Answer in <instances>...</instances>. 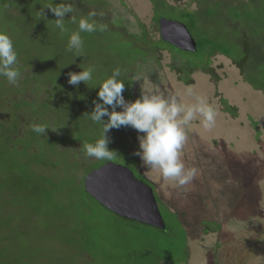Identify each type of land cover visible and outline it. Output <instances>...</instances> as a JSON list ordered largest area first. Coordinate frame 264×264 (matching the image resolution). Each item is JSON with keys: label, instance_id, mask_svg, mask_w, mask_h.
I'll return each mask as SVG.
<instances>
[{"label": "rangeland", "instance_id": "374dc122", "mask_svg": "<svg viewBox=\"0 0 264 264\" xmlns=\"http://www.w3.org/2000/svg\"><path fill=\"white\" fill-rule=\"evenodd\" d=\"M60 1L72 8L63 17L64 30L56 26L58 18L48 8L50 15L46 16L45 11L40 10L33 18L40 24V33L32 30L25 34L14 33L19 51L27 52L28 43L37 46L39 85L50 95L69 94V99L60 105L66 112L72 111L77 120L74 122L76 132L80 130L84 136L95 129L90 114L95 111L96 104H101L108 113H111L109 110H124L122 105H104L98 95L103 81L112 77L116 70L119 75L115 78L124 83L125 105L143 95H160L169 103L174 98L177 104L184 106H195L198 97L206 99L216 110L215 124L205 128L203 117L195 113L193 120L182 125L187 141L181 159L186 169L194 167L197 170L189 184L178 187L176 180L164 178L158 169L144 165L140 155L134 157L132 154L141 151L140 138L145 134L135 128L129 131L130 126L115 130L121 132L119 136L128 134L126 141L132 154L126 151L124 142L115 143L118 149L113 151L117 155L111 162L130 168L139 179L147 181L154 189L164 219L168 223L182 224L186 236L175 237L173 249L183 247L184 255L181 253L177 259L185 260L186 264H264V94L261 92L264 77L253 81L263 86L256 85L260 90H255L243 82V75L232 67V61L219 54L212 59L218 75L224 77L218 83V93L209 74L198 70L190 77L185 76V73L189 74L188 66L180 55L174 59L170 50L152 48L161 34L159 23L153 20L150 0H20L27 11L40 8L36 2L47 8L48 5H60ZM169 1L181 7H197L190 0ZM91 12L95 15L89 16ZM84 17L96 25V31L80 32L82 47L70 48V36L79 31V21ZM27 19L26 16V23L32 26V19ZM10 21L7 17V22ZM144 32L149 34L146 43L142 39ZM236 43L232 40L222 42L231 55L238 58L239 51L236 50L240 46ZM252 59L255 66L246 69L256 78L255 69L264 73V54H254ZM30 62L28 65L33 66ZM176 66L183 71L177 70ZM88 68L93 70L90 81H81L76 86L69 83L70 73ZM61 77L66 84L56 83ZM25 89L27 87H23L24 92H11L4 99L8 103L27 101L36 108L35 103L41 102L40 97ZM188 90L192 91L190 95ZM30 104L21 108L19 119L27 117L31 123L38 117ZM183 115L182 112L180 118ZM11 116L9 108L0 109V123H6ZM44 117V122L53 120L51 113ZM101 121L107 124L109 116L105 115ZM15 124L13 119L7 125L0 124V142L8 140L6 131L11 132ZM19 125L25 124L20 122ZM96 160L90 158L87 162ZM108 161L97 160L91 166ZM150 230L152 237L155 236V229ZM176 232L177 228L173 233Z\"/></svg>", "mask_w": 264, "mask_h": 264}, {"label": "trees", "instance_id": "16d2710c", "mask_svg": "<svg viewBox=\"0 0 264 264\" xmlns=\"http://www.w3.org/2000/svg\"><path fill=\"white\" fill-rule=\"evenodd\" d=\"M190 1L197 7H181L169 0H150V3L153 20L158 23L160 18L167 17L181 21L195 39L197 50H180L162 38L153 42L152 48L168 49L173 55H180L188 66L189 74L184 72L185 76L190 77L198 70L209 74L217 93L218 83L224 77L218 75L212 59L222 55L243 75V82L260 90L256 85L261 84L253 81L260 80L264 73L255 69L256 78L251 77L246 67L255 66L254 54H264V0ZM36 4L40 8L27 11L20 0H0V14H9L13 36L30 30L40 33V24L34 16L40 10H44L46 16L51 12L49 7L42 8L41 2ZM26 16L27 21L32 19V26L26 23ZM148 35L143 33L145 43ZM230 40L240 46L236 50L238 58L222 44ZM36 47L28 43L27 52H24L34 58L31 63L35 66L38 64ZM262 65L259 63L261 69ZM175 68L183 71L180 66ZM59 82L66 84L62 77L61 81L56 80ZM262 90L264 94V87ZM67 99V93L51 94L43 103L45 112L50 111L53 117L44 122L45 133L30 130L20 149L0 148V264H186L185 260L177 259L181 253L184 255V248L173 249L175 237L186 236L180 222L168 223L164 219L166 228L160 229L124 218L106 208L85 189L86 175L104 163L91 166L97 160L87 162L90 158L86 157L84 144L106 137L109 150H117L114 144L124 142L130 153L126 141L128 134L119 136L121 132L115 127L105 131L103 121H93L95 129L88 136L80 130L76 132L74 122L77 120L72 111L66 112L60 105ZM52 122L56 123V129L51 126ZM132 128L130 126L129 131ZM174 227L176 233H173ZM151 228L155 229L153 237Z\"/></svg>", "mask_w": 264, "mask_h": 264}, {"label": "clouds", "instance_id": "9594fccd", "mask_svg": "<svg viewBox=\"0 0 264 264\" xmlns=\"http://www.w3.org/2000/svg\"><path fill=\"white\" fill-rule=\"evenodd\" d=\"M51 12L58 18L56 26L64 30L63 17L72 11L70 6L61 4L59 6L48 5ZM42 15V14H41ZM95 12L89 13L94 16ZM96 25L89 22L87 17L79 21V31L73 33L69 39V47L80 49L83 41L80 32L93 33ZM51 58V57H50ZM18 63V53L14 47L12 37L0 30V76L16 84L20 75L19 70L14 67ZM92 68L79 73L69 74V83L76 85L81 81L88 82L92 79ZM119 70L112 77L103 81L98 92L104 105H123V111L113 110L108 113L101 104H96L95 111L90 114L92 121L100 122L105 115L109 121L104 125V130L119 128L120 126H132L145 135L140 138V149L137 153L142 158L144 165L158 169L161 175L167 179H174L178 187L189 184L197 174L196 168L185 167L181 159L182 149L187 141V136L182 125L193 120L194 114L199 113L203 117L202 124L205 128H211L215 124L216 110L206 99L198 97L195 106H184L177 104L173 98L171 103L160 95H143L135 101L125 105L122 95L124 83L115 78ZM188 90V94H191ZM184 113L180 118V114ZM33 132L45 133V125H33ZM107 138L102 137L95 143H85L83 146L86 157L97 160H113L117 153L107 147Z\"/></svg>", "mask_w": 264, "mask_h": 264}, {"label": "water", "instance_id": "95a60500", "mask_svg": "<svg viewBox=\"0 0 264 264\" xmlns=\"http://www.w3.org/2000/svg\"><path fill=\"white\" fill-rule=\"evenodd\" d=\"M161 38L184 51H196L197 44L181 21L159 19ZM85 189L112 212L128 219L166 228L153 187L139 179L128 167L105 162L86 175Z\"/></svg>", "mask_w": 264, "mask_h": 264}, {"label": "flooded vegetation", "instance_id": "af4514ba", "mask_svg": "<svg viewBox=\"0 0 264 264\" xmlns=\"http://www.w3.org/2000/svg\"><path fill=\"white\" fill-rule=\"evenodd\" d=\"M8 15H3L0 14V30L6 31L13 39L14 41V47L18 53V63L14 67H16L19 70V77H18V82L14 85L10 83L6 77L0 76V109L2 108H9L12 112V115L7 122H1L0 124L7 125L11 119L16 121L15 127L11 132L6 131V134L8 135V140L4 142H0V148L1 147H6L8 146L9 149L15 150L20 149L24 142H22L23 139H26L28 132L32 129L33 125H44V115L47 112H44L46 109L44 104L46 99L49 97L50 94H47L44 91V86L39 85V74H38V65L35 66L33 63L30 61L34 60V58H30L26 56V53L24 51H19L15 42V36L12 35L11 32V26L7 22V17ZM172 54V53H171ZM174 59L176 55H173ZM31 63L33 66H29L28 63ZM17 86V87H15ZM23 87H27L25 90H31L32 92L35 93L37 97H40L41 102H36L35 107H32L30 103L27 101H18L15 102L14 100L11 103H8L4 97L10 95L11 92L19 91V92H24ZM47 88V87H46ZM31 105L30 107L33 109V111L36 112V116L38 117L37 119L33 118L31 123L29 122L27 117H23V119H19V115L21 112V108L23 106ZM43 110V111H41ZM50 110V109H49ZM25 113V112H24ZM49 113H51L49 111ZM26 114V113H25ZM20 122H23L25 125L20 126ZM31 124V125H28ZM54 122L51 123V126L55 128ZM56 129V128H55ZM18 140V143L16 141Z\"/></svg>", "mask_w": 264, "mask_h": 264}]
</instances>
